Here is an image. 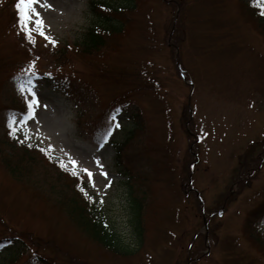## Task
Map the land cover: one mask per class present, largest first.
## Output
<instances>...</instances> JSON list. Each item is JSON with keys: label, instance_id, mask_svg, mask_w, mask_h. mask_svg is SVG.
I'll return each mask as SVG.
<instances>
[{"label": "rangeland", "instance_id": "374dc122", "mask_svg": "<svg viewBox=\"0 0 264 264\" xmlns=\"http://www.w3.org/2000/svg\"><path fill=\"white\" fill-rule=\"evenodd\" d=\"M92 1L47 0L51 9L38 7L56 47L69 43L77 50L74 44L98 16ZM104 1L123 6V0ZM246 1L138 0L136 8L123 16L126 27L117 35L115 47L78 60L68 69L81 95L77 100L54 78L64 70L56 69L48 40L34 33L36 46L31 53L35 58L23 54L26 50L17 41V37L23 41L22 36L9 28L16 0H0V63L4 59L10 63L0 68V135L8 124L15 141L50 151L86 178L99 211L128 252L112 253L81 233L49 194L46 182L51 178L36 171L15 176L1 149L0 236L9 228L31 231L43 243L34 248L56 264L73 263L45 246V239L54 238L61 252L76 246L80 264H191L195 259L198 264H264L254 225L247 226L249 213L264 203V35ZM253 1L264 12V0ZM33 62L34 75L28 72ZM179 63L182 74L187 71L194 83L179 76ZM145 65L156 69L159 89L145 94L133 90L126 97L127 103L141 106L144 117L133 148L144 168L129 180L117 171L114 160L115 143L132 127L127 111L105 117L98 125L94 120L110 101L137 83L132 76L124 82L108 78L103 75L105 67L135 71ZM18 70L36 84L40 107L34 118L6 108L31 99L18 90V82L28 81L18 78ZM12 74L18 80L13 81ZM190 94L194 109L187 125ZM11 115L17 120L14 134L9 126ZM110 125V135L100 142L101 133ZM198 135L196 143L193 137ZM11 149L8 145L4 152ZM39 154L31 165L38 164L42 172ZM164 158L167 166L162 164ZM191 161L198 164L193 169V187L201 189L209 213L206 241L199 200L185 194ZM132 191L144 196L140 211L134 208ZM263 215L258 228L264 234ZM140 216L144 225L141 244L136 233L141 230ZM2 245L7 244H0V256L9 251ZM27 264L50 262L37 255Z\"/></svg>", "mask_w": 264, "mask_h": 264}, {"label": "trees", "instance_id": "16d2710c", "mask_svg": "<svg viewBox=\"0 0 264 264\" xmlns=\"http://www.w3.org/2000/svg\"><path fill=\"white\" fill-rule=\"evenodd\" d=\"M110 3V1L103 0L92 1L93 8L99 14V17H97V21H94V23L83 33L82 38L76 41L74 45L77 46V50H74L69 43L58 48L48 47L50 48L49 53L53 56L59 69H64V73L59 82L68 93L73 95L77 100H81V95L76 92L70 70L68 69H71L78 60L93 57L101 52L105 53L110 47H115L116 44H118L117 35L121 34L126 27L123 16L127 11L136 8L138 0H123V4H121L123 6H115L113 3ZM246 5L255 17L258 29L264 35V16L260 13L257 14L247 3ZM18 24L19 10L16 8L12 12L9 28L15 29ZM18 40L26 50L24 53L22 51V53L30 59L31 50L35 43L30 42L27 38L22 41L17 37V41ZM15 62V64L20 67V61L15 60ZM9 64L10 63L7 62V59H4V62L0 63V68L2 66H8ZM155 72L156 69L152 68L150 65L140 66L135 71H129L122 68L116 71L115 68L106 66L103 72L104 76L120 80L121 82H124V78L131 76L134 79L133 81L137 82L135 86L129 89L124 95L116 97L110 101L106 110L94 120L96 125H98L104 121L105 117L111 118L116 109L127 111V115L132 122V127L126 130L124 139L115 143L114 160L117 171L128 176L129 180L134 179L138 174H141V170L144 168L143 162L139 161L141 158L136 159L137 155H139L138 151L133 150L136 142L140 138V133L143 130L144 117L142 115L143 110L141 106L131 101L127 103L126 97L132 93L133 90H136L135 94H145L148 93L147 91L157 93L156 89H159V81L157 80V73ZM176 72L178 74L180 73L177 68ZM6 108L10 111L26 112V105L21 100L7 105ZM92 122L93 120H91V123ZM5 126V132L2 133L3 135H0V149L3 150V158L10 171L17 177H22L23 175H28L35 171L41 173L43 176H49L51 180H53L46 182L47 184H50L48 188L49 194L57 201V206L60 208L59 210L66 215V218L70 223L74 224V227H76L81 233L83 232L85 236H88L93 242L112 253L118 254L128 252V249L122 244L114 227L99 211L95 199L87 190L86 179L73 175V173L68 171L65 167H61V165L54 161L52 156L47 152H37L33 146L16 142L9 135L10 132L7 129V125ZM8 145H10L12 149L4 152V149L7 148ZM14 146V149L18 150H14ZM12 151L13 153H18V155H12ZM36 153L42 155V172L39 170L38 164H35V166L31 165L36 159L38 161ZM137 161L139 164H136ZM162 164L167 166L165 158L162 161ZM188 171L190 173V167H188ZM130 187H132L131 184ZM85 193H87V195H85ZM185 194L187 196L194 194L196 199L199 200L198 195L189 190V186L188 190L185 191ZM132 195L134 207L140 211L144 206V196H141L140 194L134 195L133 191ZM259 212L260 209H257L256 211L249 213L247 226H251V223L255 225ZM140 227L141 230L136 233L139 237V243L141 244L143 241L142 232L144 230L141 216ZM256 239L264 251V238L256 237ZM0 240L11 242L8 247H6L9 251L7 252L6 249V252L2 253L4 256H0V264H27L33 256L37 255L43 260L50 262V264L56 263L43 253H39L34 248L38 247V245H43V243L40 237H34L31 231H14L9 228L7 232L0 236ZM45 240L46 242H44V245L49 247L52 251L66 256L73 264H80L78 261L79 259L75 256L77 251L76 246L72 249L66 248L64 252H61L63 250L62 246L56 244L54 238ZM199 255L201 256L202 254ZM193 264H198V261H193ZM235 264L241 263L236 262Z\"/></svg>", "mask_w": 264, "mask_h": 264}, {"label": "snow or ice", "instance_id": "6c2138e0", "mask_svg": "<svg viewBox=\"0 0 264 264\" xmlns=\"http://www.w3.org/2000/svg\"><path fill=\"white\" fill-rule=\"evenodd\" d=\"M15 7L19 10V16H20V28L21 31L24 32L26 38L32 42L35 43V34L44 37V39L48 40L52 45H55L57 41L49 36L46 32V28L49 27V25L46 24L43 15L41 14V11L38 10H47L51 9L52 5L47 2V0H17V3ZM32 68H34V62L33 65L29 68L28 72L31 74H35L32 72ZM36 84L33 80L29 79L25 83H19L18 82V90L21 93H27L31 96V99H27L26 97V105H27V112L26 114L29 116V118H34L36 115V108L40 107V101L37 97L36 92ZM44 107H47V105H44ZM9 126L13 128V134L15 133V124L17 123L16 117L14 115H11L9 117ZM119 126L118 124L116 125ZM110 135V132L107 133ZM31 146V145H29ZM102 146V145H101ZM44 151V149H42ZM72 165H76V161L72 160L70 162ZM61 167H67L63 162H61ZM102 167V166H101ZM83 171L88 174L89 177L92 176V173L87 169L84 168ZM73 175H76V172L73 171ZM106 175V173L104 174ZM93 187H95V184L93 183ZM87 195V193H85Z\"/></svg>", "mask_w": 264, "mask_h": 264}]
</instances>
